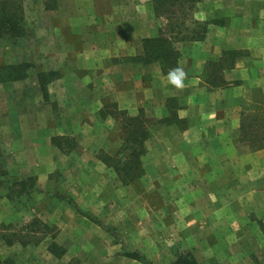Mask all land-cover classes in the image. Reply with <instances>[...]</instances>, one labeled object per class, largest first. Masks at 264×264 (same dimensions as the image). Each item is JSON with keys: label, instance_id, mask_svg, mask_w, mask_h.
I'll list each match as a JSON object with an SVG mask.
<instances>
[{"label": "rangeland", "instance_id": "rangeland-1", "mask_svg": "<svg viewBox=\"0 0 264 264\" xmlns=\"http://www.w3.org/2000/svg\"><path fill=\"white\" fill-rule=\"evenodd\" d=\"M46 2L24 0L26 34L12 39L0 37V65L29 64L26 78L0 82V136L3 138L12 133L15 139H25L27 150L24 146L23 151H18V156L14 149L15 143L17 149V140L0 141V167L12 174L32 175L35 184L38 186L39 183V191L20 196L14 192L11 197L5 188L0 187V264H101L104 258L108 260H103L104 264H134L132 260L119 257L118 254H111L109 259L96 247L87 250L86 238L81 235L87 226L74 221V177L79 175L80 168H69L68 160L73 161L74 165V157L82 159L84 149L74 136V105L78 104L79 112L85 114L86 102L92 98L88 90L108 81L104 72L107 61L82 59L79 52H83L85 38L90 37L88 42L105 39L95 23L109 20L104 12L115 5L132 6L136 3L141 6L142 20L146 24L150 22V10H153L151 12L155 18L165 23L163 28L172 40L188 34L187 31L200 29L193 22L196 19V5L191 15H178L175 25L178 22L181 24L173 33L169 30L172 23H169L166 15L154 10L153 0H121L120 4L118 0H53L49 6ZM117 15L118 19H110L112 23L122 18L121 13ZM84 23H87L85 30L82 29ZM179 28L181 33L177 32ZM248 52L240 50L235 55L241 56ZM53 70L55 75L44 92L40 85V74ZM262 95L261 108L242 109L240 116L243 119L264 111V92L259 94L261 98ZM76 96L80 100L76 101ZM257 98L256 94H252L250 99L256 103ZM102 101L106 106L101 114L104 113L106 117L109 113L115 121L105 137L107 139L100 137L104 141V148L92 143L89 150L96 159L102 160L106 156L111 158V164L104 162L111 168L112 174L110 177L105 173L107 176L104 177L109 181L108 189L113 193L107 204L110 207L113 203H121L124 198L134 196L130 189H121V183L113 178L115 166L124 160L119 152L128 135L125 122L132 116L126 110H119L117 103L107 96ZM81 116L90 122V118ZM141 117L148 136L140 155L142 184L138 185L136 193L150 200L151 205L148 208L135 202V207L131 204V210L142 215L143 231L150 235L146 247L152 258L164 264L172 255L176 257L180 253L195 250L204 264H264V150L253 149L249 143V146L242 142L233 144L232 153L228 152L226 154L229 156L221 158L222 162H226L221 167L222 183L217 188L221 204L206 206L207 209H222V215L216 220L213 217L204 220L199 218L201 206L198 203H183L182 194L186 192L183 186L180 185L173 192L163 178L169 168L183 170L182 156L173 158V153L180 154L181 148L172 146L170 140L159 142L158 139H151L157 129L168 130L166 128L171 119L182 126L184 121L181 123L178 119V110L170 117H151L143 110ZM68 122L73 128L71 134L53 135L57 134L58 129L66 132ZM102 131L100 128L97 134H102ZM164 132L166 138L172 134L171 131ZM84 133L86 131L80 135L84 136ZM44 135L51 136L49 143L53 146L57 145L52 138H58L61 147H58L60 151L53 158L63 166L50 168L46 161L48 157L42 155L43 150H37L39 146H46ZM32 136H35L33 141L30 139ZM60 156L66 160L62 161ZM210 190L213 195L215 190ZM80 195L85 196L82 192ZM126 203L130 204L128 201ZM76 223L79 229L75 227Z\"/></svg>", "mask_w": 264, "mask_h": 264}, {"label": "crops", "instance_id": "crops-1", "mask_svg": "<svg viewBox=\"0 0 264 264\" xmlns=\"http://www.w3.org/2000/svg\"><path fill=\"white\" fill-rule=\"evenodd\" d=\"M118 2L120 4L121 0ZM151 11L154 12L150 10V22L146 24L142 20L141 6L136 3L132 6L115 5L104 12L109 20L95 23L97 29L103 32L105 39L101 41L98 39L97 42L91 40L90 43L88 42L90 37L85 38L83 52H79V57L92 61L96 59L107 61L104 72L108 81L102 86L88 90L90 94L92 93V98H88L86 102L85 114L79 112L78 104L74 105V136L84 149L82 159L77 160L74 157V165L73 161L68 160L69 168L73 166L74 169L80 168L79 175L74 177L76 186L73 200L74 221H80L87 226L81 231L82 238H86L87 250L96 247L104 256H109V259L111 254H118L119 257L132 260L131 263L134 264L163 263L156 262L150 255L146 247L150 242V235L143 231L142 215L131 210V204L135 207V202L148 208L151 205L150 200L136 193V188L142 184V175L129 183H124L120 181L115 171L117 175L115 174L113 178L117 179V183H121L119 187L130 189L134 196L131 195L128 199L124 198L121 203L118 201L119 203L107 207L113 193L110 188L108 189L109 181L104 177L105 173L111 177V168L103 160L96 159L89 150L92 143L104 148V141H101L100 137L104 136L103 139H107L105 137L115 121L111 114L108 113L106 117L103 116L104 113L101 114L106 106L102 98L107 96L117 103L119 110L128 111L132 117L140 116L141 125L143 110L151 117H170L178 110V119L181 123L184 121L182 126L171 119L166 128L168 130L157 129L154 137H151L158 139L159 142L170 140L172 146L181 148L180 154L173 153V158L182 156L183 170L169 168L163 178L165 177L167 187L173 192L180 185L183 186L186 190L182 194L183 203H198L201 206L199 218L207 220L208 217H213L216 220L221 217L222 209L214 207L207 209L206 206L221 204L222 199L217 188L220 187L223 178L221 167L223 163L226 165L221 158L229 156L226 154L228 152L232 153L234 143L239 145L242 142L249 146L242 138L241 111L253 107L260 109L263 95L261 98L259 94L264 92V79L261 81V78H264V0L197 2L194 16L198 20L209 22L207 30L203 37L197 40L174 39L172 46L178 51L179 56L175 64L167 68L156 61L143 63L136 59L143 54L145 38L165 35L172 40L163 28L165 23L161 22L160 18H155ZM117 13H121L122 18L119 22L112 23L110 19L119 18ZM83 25L82 29H87V23ZM240 50L249 52L241 56L235 55ZM177 66L182 67L187 74L184 87L180 89L167 82V72ZM252 94L258 97L256 103L250 99ZM78 99L80 100L76 96V101ZM81 115L90 118V122ZM67 124L66 132L58 129L57 134L53 135L71 134L73 128L69 122ZM100 128L103 133L99 135L97 130ZM84 131L85 135H80ZM164 131H171L172 134L166 138ZM47 135L43 136L46 146L44 145V148L39 146L37 150H43L42 155L48 157L46 161L49 162L50 168L63 166L53 158L55 153L58 154L60 151V147L57 144L50 145L51 136ZM4 139L13 142L15 138L10 133L3 138L0 136V141ZM30 139L35 140V136ZM15 141L17 149L16 143L14 149L19 156L18 151H23L26 141L20 137ZM32 144L34 146V143ZM24 149L27 151L26 146ZM60 158L62 161L66 160L62 156ZM180 172L181 177L178 176ZM35 186L36 189L32 192L39 191L37 188L39 183ZM194 188L199 190L192 191ZM211 188L215 190L213 195L209 192ZM81 192L85 196H81ZM126 201L130 204L127 205ZM75 227H78V223ZM78 229L76 230L80 233ZM176 239L174 238V241H177ZM192 252L197 261L204 264L200 262L195 250ZM134 253L143 259L133 255ZM175 258V255L170 256L164 264H170ZM103 260L108 261L107 258ZM103 260L101 264L105 263Z\"/></svg>", "mask_w": 264, "mask_h": 264}, {"label": "trees", "instance_id": "trees-1", "mask_svg": "<svg viewBox=\"0 0 264 264\" xmlns=\"http://www.w3.org/2000/svg\"><path fill=\"white\" fill-rule=\"evenodd\" d=\"M49 3L53 0H47ZM200 0H153L154 10L166 18L171 24L169 30L174 33L176 27L181 23L176 19L178 15L188 16ZM171 20L173 22H171ZM200 29L187 31L188 34L176 39L197 40L203 37L207 30L208 21L200 22L193 19ZM174 23V25H173ZM27 27L25 22L24 0H0V37L19 38L26 34ZM181 33V28L178 29ZM172 41L165 35L143 40V54L136 59L143 63L153 61L159 62L164 68L172 67L175 64L179 53L172 46ZM29 64L11 63L0 65V82L21 80L26 78ZM53 72H44L40 74V85L44 92L47 91V84L51 81ZM128 129V135L121 147L119 154L124 156L123 162L115 166V170L124 183H129L143 174L142 162L140 155L143 150V143L148 136L147 130L141 125L138 117H130L125 122ZM242 138L246 140L253 149L264 148V111L250 114L242 120L241 125ZM53 142L61 147L58 138L54 137ZM102 160L111 164L109 156L102 157ZM0 187L8 191L11 197L15 192L17 195L30 194L36 189L35 180L32 176L12 174L4 167H0ZM74 203V202H73ZM139 258L137 254H133ZM170 264H200L191 252L180 253Z\"/></svg>", "mask_w": 264, "mask_h": 264}, {"label": "clouds", "instance_id": "clouds-1", "mask_svg": "<svg viewBox=\"0 0 264 264\" xmlns=\"http://www.w3.org/2000/svg\"><path fill=\"white\" fill-rule=\"evenodd\" d=\"M186 72L182 67H175L167 72V82L177 89L184 87Z\"/></svg>", "mask_w": 264, "mask_h": 264}]
</instances>
